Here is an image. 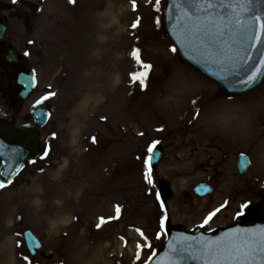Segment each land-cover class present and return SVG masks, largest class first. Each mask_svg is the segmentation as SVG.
<instances>
[{
  "label": "rangeland",
  "instance_id": "1",
  "mask_svg": "<svg viewBox=\"0 0 264 264\" xmlns=\"http://www.w3.org/2000/svg\"><path fill=\"white\" fill-rule=\"evenodd\" d=\"M166 1L157 11L155 0H137L134 12L130 0H0L6 38L36 74L29 104L56 93L42 102L50 117L40 130L35 163L0 189V264H28L24 256L30 264H140L135 228L155 250L165 238H155L159 178L170 181L173 193L168 224L196 230L225 200L229 205L211 228L233 222L242 202L257 209L264 192V80L242 96H221L170 50ZM137 17L140 24L132 29ZM133 47L152 65L143 89L129 75L142 70L130 55ZM152 140L160 141L165 155L149 191L137 157ZM45 146L50 152L41 160ZM240 152L251 161L244 175L234 167ZM209 181L210 196L191 193L193 184ZM117 204L120 217L97 229L98 218L115 216ZM25 228L53 250L52 258L28 254L17 236Z\"/></svg>",
  "mask_w": 264,
  "mask_h": 264
},
{
  "label": "snow or ice",
  "instance_id": "2",
  "mask_svg": "<svg viewBox=\"0 0 264 264\" xmlns=\"http://www.w3.org/2000/svg\"><path fill=\"white\" fill-rule=\"evenodd\" d=\"M17 2L18 0H12L13 4ZM68 2L74 4L76 0H68ZM130 3L132 10L135 12L138 7L137 0H130ZM160 3L161 0H155L157 11H159ZM176 6L181 8V19L184 21L181 25V35L184 41L203 49L211 58L231 60L234 57H239V65L243 67L253 59L251 50L257 49L258 46H264V12L253 4V0H186L184 5L177 4ZM156 22L158 24L159 19ZM139 24L140 17H137L131 23V28L136 29ZM28 43H33V41H28ZM170 50L177 51L175 47ZM24 55L27 56L29 53L25 52ZM130 55L142 70L131 72L129 75L132 82L139 83L141 89H143L146 87V80L152 65L144 63L141 50L137 47L132 48ZM262 74H264V52L259 57V64L252 65L245 72L246 79H239L238 83L243 86L251 85ZM34 82L35 75L33 74V78L27 86H32ZM55 95L54 92H48L36 101V105ZM44 115L41 114V119ZM199 115L200 111L197 110L193 119L198 118ZM101 119H105V117H101ZM157 131H161V129H157ZM139 135L143 136L144 133ZM96 142L97 139L93 136L92 143ZM159 143V140H152L146 145V154L137 157L138 160L142 161V179L149 186V191L155 188L153 163L157 159V145ZM42 152L41 160L48 157L49 147L45 146ZM30 162L35 163V161ZM40 170L43 171V169ZM12 182L11 179L0 180V189L7 188ZM155 199L159 202L161 213L158 218L159 230L155 233V238L160 240L163 236L168 235L166 229L169 215L161 192H155ZM228 205L229 201L225 200L219 207L209 211L203 217L198 228L205 229L207 227L209 231H212L211 222ZM248 207L249 202H242L233 219L243 216ZM121 211V206L117 204L115 206V216L99 217V222L96 223L95 227L100 229L109 221L118 219ZM135 232L139 237L135 244V261L140 262V264H152L157 255L156 250L141 228H135ZM21 235L22 233L17 232V236ZM120 239L125 240L123 236ZM16 243L19 247L21 241L17 240ZM126 244L127 241H125ZM32 246L38 248L40 245L33 239ZM146 250L150 255L145 258L143 253ZM193 250L198 253L203 264H264V228L259 230L230 229L214 240L204 239L203 237L197 239L181 234L178 239L174 238L173 241H169L168 252L165 254L167 261H158L157 264H178L179 260L186 258V253ZM23 259L30 264L28 256H24Z\"/></svg>",
  "mask_w": 264,
  "mask_h": 264
},
{
  "label": "water",
  "instance_id": "3",
  "mask_svg": "<svg viewBox=\"0 0 264 264\" xmlns=\"http://www.w3.org/2000/svg\"><path fill=\"white\" fill-rule=\"evenodd\" d=\"M185 3L186 0H168L164 10L166 35L173 46L177 49L176 54L178 60L214 82L218 86V92L221 95H242L258 87L264 79V74L260 75L253 84L248 86L240 85L238 80L246 79L245 72H247L252 65L259 64V57L261 56V53L264 52V46H258L257 49L251 50L253 59L243 67L239 65V57H234L231 60H217L209 57L203 49L185 42L183 36L181 35V25L184 21L181 19V8L176 5H184ZM253 4L264 12V0H253ZM0 33L2 35L3 28H0ZM168 67L169 66H166L164 71H166ZM32 78V76L26 78L27 85ZM34 84L32 86L26 85L27 92L30 91ZM41 114H45L43 119H41ZM32 115L35 126L38 128L42 127L48 118V113L40 109L35 110ZM37 145L38 132L34 127L27 126L14 130L8 123L0 121V180L12 179L22 167L24 161L29 160L32 153H36ZM162 156L163 150L158 144L157 159L153 163L154 169ZM248 166V158L244 154L239 155L236 161V168L238 172L240 174L245 173ZM17 169L19 170L17 171ZM157 183L158 191L161 192L162 199L166 202L172 195L170 184L164 179H159ZM192 191L196 196L202 197L209 195L212 192V186L207 184H196L192 187ZM252 216L253 221L249 223L236 221L233 225L221 227L210 232L200 230L190 232L182 228L168 226V235L166 236L162 246L157 250V255L152 261V264H157L158 261H167L165 254L168 252L169 241H173L174 238L178 239L181 234L197 239L203 237L204 239L214 240L217 237H221L223 233L229 231L230 229L259 230L264 228V194L262 195V201L260 202V216ZM22 234L28 252L31 255H35L41 247L40 241L28 229L24 230ZM33 239L40 245L38 248L32 246ZM40 254L42 257L49 259L52 257L53 251L50 249H43ZM185 256L186 258L179 260L178 264H203L202 259L199 258L198 253L195 250L190 253H186Z\"/></svg>",
  "mask_w": 264,
  "mask_h": 264
},
{
  "label": "flooded vegetation",
  "instance_id": "4",
  "mask_svg": "<svg viewBox=\"0 0 264 264\" xmlns=\"http://www.w3.org/2000/svg\"><path fill=\"white\" fill-rule=\"evenodd\" d=\"M3 23L6 25L4 17L0 16V24ZM30 71L11 41L6 36L0 40V118L16 127L32 122L31 109L37 106L36 102L29 104L34 91L25 96L23 75Z\"/></svg>",
  "mask_w": 264,
  "mask_h": 264
},
{
  "label": "bare ground",
  "instance_id": "5",
  "mask_svg": "<svg viewBox=\"0 0 264 264\" xmlns=\"http://www.w3.org/2000/svg\"><path fill=\"white\" fill-rule=\"evenodd\" d=\"M116 177H114V179H115Z\"/></svg>",
  "mask_w": 264,
  "mask_h": 264
}]
</instances>
